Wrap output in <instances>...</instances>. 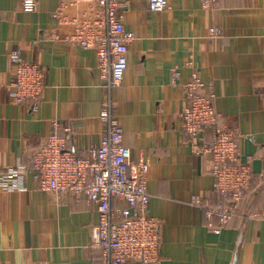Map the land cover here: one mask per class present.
<instances>
[{"label": "crops", "instance_id": "1", "mask_svg": "<svg viewBox=\"0 0 264 264\" xmlns=\"http://www.w3.org/2000/svg\"><path fill=\"white\" fill-rule=\"evenodd\" d=\"M63 1L38 0L28 12L23 0H0V174L13 166L27 169L25 188L0 187V264L100 261L91 245L99 222L96 204L43 190L30 165L55 121L72 128L60 130L72 151L86 154L98 146L108 99L133 162L150 160L149 213L160 220L162 240L153 264H264V0H219L214 8L201 0H169L162 12H152L148 0H127L124 24L136 38L124 78L114 87L102 77L95 49L52 37ZM212 28L220 33L211 36ZM12 53L42 69L37 110L33 101L14 103L9 95L17 67ZM194 72L214 94L218 125L236 131L254 172L236 215L220 233L209 227L218 219L192 201L220 199L211 158L195 149L196 141H213L215 128L194 139L183 126L184 84Z\"/></svg>", "mask_w": 264, "mask_h": 264}, {"label": "built area", "instance_id": "2", "mask_svg": "<svg viewBox=\"0 0 264 264\" xmlns=\"http://www.w3.org/2000/svg\"><path fill=\"white\" fill-rule=\"evenodd\" d=\"M201 1L205 8H214L219 0ZM148 4L152 12H162L169 7V0H148ZM37 5L38 0H23L25 11H35ZM127 5V0H67L61 2L55 13L58 27L52 31V37L95 49L102 77L110 87L121 84L129 65L130 44L136 38L135 32L124 24ZM219 33L218 28L210 30L211 36ZM12 56L17 59V67L9 83V95L14 103L33 101L37 110L45 86L42 69L34 61L19 59L16 53ZM178 76L179 72L174 71V79ZM184 87L187 103L181 116L186 132L196 139L204 129L215 128L213 141H196L195 149L211 158L214 189L220 199L213 203L194 196L192 201L218 219L217 224L212 221L209 227L220 233L232 222L248 193L254 173L252 162L242 155L236 131L218 125L220 113L214 94L205 90L199 74L194 72ZM101 120L106 126L101 142L86 154L67 146L60 130L70 133L72 128L55 121L54 130L34 152L30 167L43 190L70 193L96 204L99 222L93 228L91 245L100 252L101 259L91 264L157 263L161 254V223L149 213L150 160L140 156L133 162L132 150L124 142V129L110 99L104 102ZM26 170V166L8 167L0 174V187L25 188Z\"/></svg>", "mask_w": 264, "mask_h": 264}]
</instances>
